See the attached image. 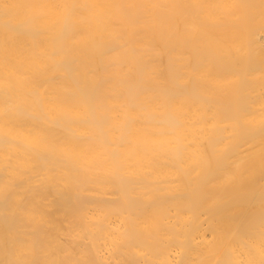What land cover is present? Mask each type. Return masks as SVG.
<instances>
[{"label":"bare ground","instance_id":"bare-ground-1","mask_svg":"<svg viewBox=\"0 0 264 264\" xmlns=\"http://www.w3.org/2000/svg\"><path fill=\"white\" fill-rule=\"evenodd\" d=\"M0 264H264V0H0Z\"/></svg>","mask_w":264,"mask_h":264}]
</instances>
